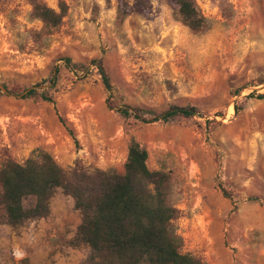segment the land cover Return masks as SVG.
Returning <instances> with one entry per match:
<instances>
[{"label":"rangeland","instance_id":"rangeland-1","mask_svg":"<svg viewBox=\"0 0 264 264\" xmlns=\"http://www.w3.org/2000/svg\"><path fill=\"white\" fill-rule=\"evenodd\" d=\"M32 1L63 10L59 24L36 18ZM195 4L205 20L198 30L169 0L124 15L118 0H0V86L10 91L0 93V167L40 149L65 174L74 166L122 174L133 140L148 170L169 176V230L181 253L201 264H264V98H255L264 91V0ZM54 71V88H38L53 103L16 95ZM171 105L198 114L144 123L116 111L149 119ZM48 208L44 218L0 225V264H89L88 248L74 245L72 199L57 188Z\"/></svg>","mask_w":264,"mask_h":264},{"label":"trees","instance_id":"trees-1","mask_svg":"<svg viewBox=\"0 0 264 264\" xmlns=\"http://www.w3.org/2000/svg\"><path fill=\"white\" fill-rule=\"evenodd\" d=\"M148 0H133L127 5L118 0L124 15L129 11L143 13ZM180 22L191 30L204 25V18L196 7V0H169ZM33 15L50 27L59 24L61 10L55 13L35 1L31 2ZM65 67H76L63 58ZM99 76L105 91L110 84L100 61L90 62ZM54 88L56 71L47 80L25 89L20 98L36 96L53 103V99L40 85ZM4 94L10 91L0 86ZM253 93L249 97H252ZM264 98V91L255 95ZM116 111L123 117L140 122H168L176 117L190 118L198 114L192 106H169L162 112L145 119L142 111L122 106ZM72 136L71 130L67 129ZM147 153L131 140L128 144L122 174L108 170H86L74 166L65 174L49 154L34 149L22 162L6 161L0 167V225L16 227L26 220L48 215V200L55 189L60 188L73 202L80 215L74 234V245L88 248L89 264H201L194 256L181 253L177 237L169 226L175 218V210L168 204L169 176L161 171H150L146 166ZM32 199L25 208L23 201ZM254 201L255 198H248Z\"/></svg>","mask_w":264,"mask_h":264},{"label":"clouds","instance_id":"clouds-1","mask_svg":"<svg viewBox=\"0 0 264 264\" xmlns=\"http://www.w3.org/2000/svg\"><path fill=\"white\" fill-rule=\"evenodd\" d=\"M18 258H22V254H17Z\"/></svg>","mask_w":264,"mask_h":264}]
</instances>
